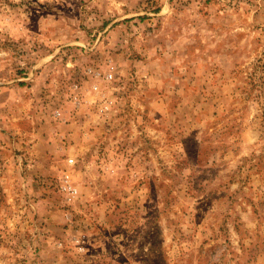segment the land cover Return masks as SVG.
<instances>
[{"label": "rangeland", "instance_id": "374dc122", "mask_svg": "<svg viewBox=\"0 0 264 264\" xmlns=\"http://www.w3.org/2000/svg\"><path fill=\"white\" fill-rule=\"evenodd\" d=\"M0 264H264V0H0Z\"/></svg>", "mask_w": 264, "mask_h": 264}, {"label": "built area", "instance_id": "2783aa9c", "mask_svg": "<svg viewBox=\"0 0 264 264\" xmlns=\"http://www.w3.org/2000/svg\"><path fill=\"white\" fill-rule=\"evenodd\" d=\"M70 164H73L74 163V160L73 159H70L69 160ZM62 190L68 194V196H70V199L71 197H75V195L77 194L78 190L74 187H72L71 185L69 184H65L62 186Z\"/></svg>", "mask_w": 264, "mask_h": 264}]
</instances>
